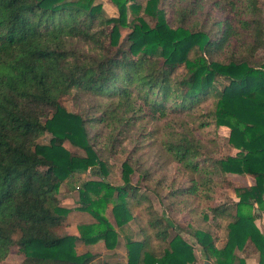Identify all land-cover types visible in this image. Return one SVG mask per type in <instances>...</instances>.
<instances>
[{
    "label": "trees",
    "instance_id": "obj_1",
    "mask_svg": "<svg viewBox=\"0 0 264 264\" xmlns=\"http://www.w3.org/2000/svg\"><path fill=\"white\" fill-rule=\"evenodd\" d=\"M205 1L111 0L118 15L110 16L95 0H0V264L14 244L21 264H96L76 243L114 249L115 224L130 222L142 237L125 233L127 260L100 264H198L196 244L213 264H247L236 251L251 244L264 264L255 222L264 214V0H212L232 13L223 22L201 16ZM171 113L193 117L197 128H228L234 149L214 157L194 128L162 138L174 160L200 175L171 182L165 195L153 189L166 211H185L181 196L209 202L228 188L238 197L201 208L189 223L194 243L155 208L144 184L151 172L133 151L123 183L106 180L137 121ZM79 173L90 177L78 185L77 209L95 221L63 234L71 209L60 190ZM228 174L254 183L237 186Z\"/></svg>",
    "mask_w": 264,
    "mask_h": 264
},
{
    "label": "rangeland",
    "instance_id": "obj_2",
    "mask_svg": "<svg viewBox=\"0 0 264 264\" xmlns=\"http://www.w3.org/2000/svg\"><path fill=\"white\" fill-rule=\"evenodd\" d=\"M96 4H101L105 12L110 16L118 15L117 7L111 2V0H95ZM204 12L201 15L202 17H209L210 20H219L224 21L228 12L217 5L214 4L212 0H206L204 2ZM230 14H232L230 12ZM132 17V16H131ZM129 32V29H123V35L126 36ZM68 109H73L72 102H66ZM198 121H194L193 117H188L187 114L181 113H171L167 117L161 120H153L151 118H141L137 121V124L133 130L127 134L123 139L122 152L115 153L111 156L110 162L113 163L111 168L112 173L106 177V180L111 181L115 184H122V163L127 159L129 154L133 151L134 158L138 160L141 166V171L148 170V180L144 182L145 185L149 187V195L154 202L155 208L163 212L175 227L172 229L173 232H180L184 238H186L191 243L195 242V239L191 235L192 228L189 227L190 221L192 218H196L197 214L201 208L205 207L210 202L215 203H230L236 196V192L232 189H218L214 199L211 201H206L204 197L200 195L193 196H181L178 199H181L186 209L185 211H166L165 203L161 202L156 194L153 193L155 190L159 191L162 195H165L168 192V185L175 181V183L183 182L189 183L192 179L198 178L200 175L192 171L186 170L179 162L174 160L172 155L168 153L163 144L162 138L166 132L171 129H195V136L205 145V148L210 151V153L216 158H222L226 155L234 152V149L229 144V129L225 127H207V128H197ZM97 129H94L96 131ZM51 135L47 134L41 138V142L47 143L50 140ZM67 147L72 151L81 152L84 154V151L76 147L71 146L67 143ZM92 175H99V167L92 168ZM231 176V175H230ZM228 179L232 182L245 183L246 180L237 179L235 177H230ZM246 176V175H245ZM90 177V175L79 173L77 177L73 180L67 181L60 190V198L62 205L71 209L70 214L68 215L67 224L61 228L60 232L65 234L78 235V224L92 223L94 222V217L88 213L81 210H78L79 206V189L80 185L85 179ZM139 178L138 173L132 175L133 182L136 183ZM74 186L76 187L75 189ZM154 189V191H153ZM168 201L166 200V203ZM168 206V205H167ZM106 215L115 222L113 217V203L108 204L106 210ZM119 232V244L114 249H109L103 241H100L96 246L85 245L84 243L80 244V241L76 243V249L78 254L92 253L98 255L96 264H100L102 261H120L126 256V241L125 233L132 235L134 239L141 238L142 236L138 234V228L136 224L130 222L128 225L123 228H119L115 224ZM76 232V233H74ZM122 242V243H121ZM121 243V244H120ZM121 245V246H120ZM195 253L198 257L200 255V247L195 246ZM251 245L245 248V253L252 252ZM100 256V257H99ZM102 256V257H101ZM111 256V257H108ZM203 257V254H201ZM24 260V255L20 252L18 245L14 244L11 248V252L8 255L7 259L3 264H21ZM127 260V259H126ZM203 259L198 261V264H203Z\"/></svg>",
    "mask_w": 264,
    "mask_h": 264
},
{
    "label": "crops",
    "instance_id": "obj_3",
    "mask_svg": "<svg viewBox=\"0 0 264 264\" xmlns=\"http://www.w3.org/2000/svg\"><path fill=\"white\" fill-rule=\"evenodd\" d=\"M229 176L231 175L232 177H235V178H239V179H242V180H246L245 183H238V182H235V184L237 186H247V185H252L254 183V179L248 175L246 176H241V175H236V174H228ZM230 176V177H231ZM231 177V178H232ZM74 178L71 177V179L69 180L71 182V180H73ZM238 198H234L233 201H236ZM231 204H233V202H231ZM256 224L259 226V228L264 232V214H262L260 217H258L256 219ZM76 233V232H74ZM82 242H80L81 244ZM99 243V242H98ZM98 243L96 244H91L93 247L96 246ZM122 243V242H121ZM120 243V244H121ZM86 245V244H85ZM251 245V244H250ZM249 245V246H250ZM121 246V245H120ZM196 246H199L198 244H196ZM200 247V246H199ZM252 247V252L250 253H245V249L243 250H237L236 252L240 255V256H243L246 258V261H247V264H259V259H260V256H259V253L258 252H255L254 249H253V246L251 245ZM201 249V247H200ZM201 254L202 253V250H200V255H198V259L201 260L203 259V264L205 263V261H207L204 256L201 257ZM100 257V256H99ZM102 257V256H101ZM108 257H111V256H108ZM97 258H98V255H97ZM97 258L95 259V261H97ZM126 256L124 258H122L120 261H114V262H125L126 261ZM107 262H110V263H114L113 261H110V260H106ZM212 263V261H211ZM213 264V263H212Z\"/></svg>",
    "mask_w": 264,
    "mask_h": 264
},
{
    "label": "water",
    "instance_id": "obj_4",
    "mask_svg": "<svg viewBox=\"0 0 264 264\" xmlns=\"http://www.w3.org/2000/svg\"><path fill=\"white\" fill-rule=\"evenodd\" d=\"M204 264H212L211 261L207 260Z\"/></svg>",
    "mask_w": 264,
    "mask_h": 264
}]
</instances>
